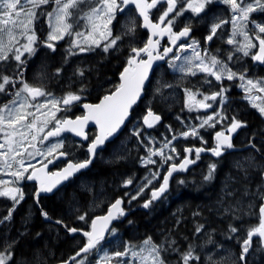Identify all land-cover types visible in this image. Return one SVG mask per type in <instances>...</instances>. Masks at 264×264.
Returning <instances> with one entry per match:
<instances>
[{"label":"snow or ice","instance_id":"6c2138e0","mask_svg":"<svg viewBox=\"0 0 264 264\" xmlns=\"http://www.w3.org/2000/svg\"><path fill=\"white\" fill-rule=\"evenodd\" d=\"M85 2L88 8L87 11H82L80 5ZM217 2L228 6L229 15L226 18L216 17L210 23L208 33L204 37V46L201 47V42L191 35L192 20L194 17H200L209 5ZM50 4L52 8L48 11L46 9ZM129 6H132L131 10L135 15L129 16L122 31L114 35L111 28L113 22L118 14H125ZM154 9L155 13L152 12ZM185 13L191 15L185 17L184 23L178 27L177 21L184 17ZM253 13L264 14V0H0V94L11 97L7 102L0 103V139L3 140L0 143V171L11 177L10 180L0 178V198L11 202L6 214L0 216V226L12 221L13 213L24 201V181L38 182L33 198L39 205L42 193H52L64 181L88 168L97 155V149H102L106 141L116 136L125 121H128L133 105L140 99L146 86L151 87L149 76L153 65L157 61H167L171 69L182 74L179 85H183L188 77H197L199 74H203L201 87L212 86L213 81L218 82L214 86L215 90L209 88L200 91L197 88L193 91L195 86L183 88L185 102L182 111L185 108L189 113L201 110L207 112L211 109V113L196 116L198 124L185 123V120L177 116L176 119L185 130L173 132L172 126L166 125L168 132L172 133L171 139L165 136L161 142L149 134L147 129L155 128L162 117L153 112L150 106L147 108L146 115L141 117L142 123L138 122L131 132L137 144L145 151V155L138 159L141 166L147 169V173L135 185L134 194L125 191L123 196L109 201L103 214H94L95 210L104 204L103 199L95 196L87 205H81L79 201L69 205L68 214L74 216V220L84 222L90 230L70 227L62 219L54 221L69 234L79 232L86 238V243L75 255L64 260L62 264H86L88 256L93 253L97 254V264H171L162 255L166 252L177 254L176 264H218L214 252L210 251L202 257L197 252V245L192 242L181 251L173 238H166L167 248L162 243L153 242L151 237H147L139 245L125 243L122 248L111 251L103 247V242L106 235L114 236L117 232L116 228L111 226L112 222L127 214L124 207L126 198L127 205L131 206L133 201L138 200L145 190L149 189V197L141 205L148 208L168 191L174 174L187 172L190 165L201 159V153H210L219 158L235 148L233 134L246 127V123L237 119L236 115L229 118L226 105L229 104L228 93L233 86L239 89L242 98L264 117V99L259 95L264 94V77L249 76L247 66L235 67L244 57H250L252 61L264 65V22L252 19ZM137 16L141 18L139 26L147 29L149 33L144 40L136 38ZM42 17L48 27V32L43 38L35 29L36 22ZM249 24L253 27L249 28ZM225 25H230L226 39ZM165 37L167 42L162 46L161 40ZM66 38L67 55L63 64L52 74L57 83L64 72V65L71 56L90 53L97 48L104 54L110 50L115 53L121 50L120 46L127 38L128 53L119 76L120 83L109 89L98 103L83 102L87 90L84 83L87 79L85 73L91 71L89 68L75 66L67 77V90L61 86L63 94L60 96L48 89L43 79L29 83L24 77L28 61L35 56L39 48L44 47L55 52L57 43ZM214 38L230 45L231 48L223 55L219 48L214 52L210 51L208 45ZM189 52L190 55L186 54ZM13 61L14 67L6 74L8 64ZM73 77L80 85L75 90L71 87L74 83ZM225 81L235 83L226 87ZM166 87L174 86L167 84ZM156 91L159 92L160 89L157 88ZM198 96L201 98L197 99ZM76 106L82 107L85 114L74 118L68 115L58 116V113L71 112ZM89 122L99 128L91 140L86 131ZM217 125L220 126L219 130H215ZM201 129L215 130L212 146H205L208 141L201 135ZM65 133L88 141L86 158H74V161L66 159L73 155V147L79 149L82 145L70 146L65 151V140L62 138ZM189 137L199 140L201 146L183 147L182 156L173 141L178 142L180 138L187 140ZM50 138H55V142L46 144ZM248 143L255 153H260V149L251 139ZM37 156L42 158L39 161L40 168L31 163ZM61 158H65V166L56 171H49V165L57 166ZM114 158L115 162L126 159L119 152L114 153ZM149 165L155 167L149 168ZM217 166L218 161L208 164L207 174L203 177L205 181L214 178ZM233 167L241 172L244 180L248 179L249 170H261V184L256 191L250 193L245 184L240 193L242 197H250L248 211L250 214H256L258 210L259 217V225L249 228L246 238L240 242L237 264H247L246 257L252 247L253 237L256 236L258 243L264 245V164L257 163L256 156L252 155L236 160ZM135 180L137 177L134 174L129 175L122 180L121 186L128 189ZM228 180L234 178L229 174ZM177 183L184 184L185 180L180 179ZM224 190L229 197L235 196L238 191H228L227 183ZM85 191L91 194L93 190L86 187ZM222 211L228 213L233 209L229 206ZM41 215L46 220H51L43 209ZM200 215L199 211L193 213V216ZM238 231V227L228 225V233L235 234ZM201 233L207 236L206 243H214L212 234L205 231V225L198 223L193 235L199 236ZM228 239H232V235H228ZM17 243L16 240H11L0 247V264H20L13 250ZM216 247L220 248L222 245ZM33 261L34 264H41L39 253L34 254ZM24 264L28 262L25 261Z\"/></svg>","mask_w":264,"mask_h":264},{"label":"trees","instance_id":"16d2710c","mask_svg":"<svg viewBox=\"0 0 264 264\" xmlns=\"http://www.w3.org/2000/svg\"><path fill=\"white\" fill-rule=\"evenodd\" d=\"M47 8L51 9L52 5H48ZM215 10L222 18L229 15L228 6L222 3L217 2L209 5L207 13H212ZM152 12L155 13L156 10L154 9ZM133 15H135L134 11L129 9L125 16ZM190 15V13H186V17ZM206 15H203L204 17L201 15L200 17H194L192 20L193 28H204V26L198 25V22L204 23ZM153 19H155L154 15ZM121 20L119 17L114 21V30L118 31L123 28L124 25L121 24ZM140 23L141 20L137 16L136 38L144 40L147 38L148 33L139 26ZM181 25L182 22L177 21V26ZM36 29L41 38L47 34L48 27L43 17L37 21ZM198 40L201 42L200 39ZM67 46L66 38L57 43L55 52L44 47L39 48L35 56L28 61L24 73L25 79L29 83L43 79L47 88L55 95L60 96L63 94L61 86H64V90H67V77L71 75L75 66L89 68L91 71L85 73L87 79L84 81L88 92L84 94H86L87 100L90 101L97 100L99 98L98 93L104 95L109 89L120 83L119 76L125 66L128 53L127 38L121 44V50L115 53L110 50L109 53L104 54L101 49L97 48L90 53L71 56L68 63L64 65V72L59 79V83H57L52 74L56 68L63 64L64 57L67 55L65 51ZM14 64V61L8 64L6 74L14 67ZM241 65H244V63L235 66L239 68ZM247 68L251 71L249 67ZM255 72L259 77L264 74L261 67L255 69ZM181 75L171 69L168 63L156 69L151 79V87L146 88L145 97L134 109L131 122L119 137L106 145L104 155L96 161L92 168L82 172L55 194L40 196L39 203L49 217L55 220L62 219L70 227L88 230V225L74 220V216L68 214L69 205H74L76 201H79L81 205H87L95 196L103 199L104 204L96 209L94 214H103L109 201H114L115 198L123 196L125 191H129V188L125 189L121 186L122 180L133 174L142 178L147 173V169L141 166L138 159V157L145 155V151L137 144V140L131 135V132L138 122L142 123L141 117L146 115L149 106L162 117L155 128L147 129V132L154 136L157 141L162 142L165 136L171 139L172 133L168 132L166 125H171L173 132L185 130L176 119L177 116L185 120V123H199L195 117L204 115V113H189L186 109L182 111L184 107L183 88L193 86H195L193 87L194 90L204 88L206 85L201 87L203 74H199L197 77H188L184 80L183 85H179L178 81H180ZM73 81L71 87L72 90H75L80 85L75 77H73ZM167 84L174 87H166ZM157 88L160 89L159 92L156 91ZM231 93L228 107H232V109L234 107L235 110L228 111L229 118L236 115L237 119L246 123V127L238 129L234 145L246 147L251 139L260 149V153L257 154L251 147H248L243 150H228L219 158L210 155L202 156L188 173L174 177L170 192L161 202L154 203L148 209L137 208L130 215L119 220L115 225L117 230L115 235L121 236L123 242L139 245L147 237H151L153 242L162 243L168 247L166 238H173L177 241L181 251L185 249L189 242H192L197 245V252L202 257L211 251L215 253L218 264H237V258L240 254V242L246 238V231L259 225L258 210L256 214H250L247 208L250 197H242L240 193L245 184L250 193L256 191L261 184V170H249L248 179L244 180L241 172L233 167V163L243 157L255 155L257 163L264 164V159L261 157V154L264 153L261 147L264 117L259 114L257 109L251 107L248 101L242 98V92L235 86L231 88ZM9 99H11L10 96L0 94V103L7 102ZM219 129L220 126L217 125L215 130ZM215 130H200L201 135L208 141L206 147H210L214 143L212 137ZM173 143L178 151H181L183 147L201 146L199 140L191 137L187 140L180 138L178 142L173 141ZM117 152L125 156L126 159L115 162L114 153ZM181 155L183 156L182 151ZM154 159L158 158L154 157ZM216 161H218V166L214 178L205 181L203 177L207 174L208 164ZM154 167L149 165V168ZM229 174L234 180H228ZM180 179L185 180V183H177ZM226 183L228 191L238 190L235 196L229 197L226 195L224 190ZM135 185L133 182L131 189L135 188ZM24 186L29 190L26 202L19 205L13 213V219L10 223L0 226V238L8 236L11 237V240L18 242L13 250L16 253L15 258H19L20 264H24L25 261L28 264H34L33 256L35 253H39L41 264H58L75 255L79 248L86 243V239L81 235H71L60 225L45 221L33 198L34 190H30L32 185L26 183ZM86 187L92 188L91 194L85 191ZM101 191H103V195H101ZM145 198L146 196L142 195L138 200L133 201L131 206L127 205L126 198L125 208L132 210L139 207ZM251 202L259 203L258 201ZM229 206L233 211L228 213L222 211L223 208ZM6 210L7 208L1 206L0 216L5 215ZM196 211H199L201 215L193 216ZM198 223L205 225V231L212 234L214 243H206L207 236L205 233H201L199 236L193 235ZM229 224L238 227L240 231L235 234L228 233ZM228 235H232V239H228ZM108 242L105 240L103 246L109 244ZM216 245H222V247L217 248ZM252 245V249L246 257L247 264H264V245L258 243L257 239L253 240ZM164 254L171 259L170 261L173 264H176L177 254L172 252ZM96 255V253L89 255L86 264H96Z\"/></svg>","mask_w":264,"mask_h":264},{"label":"flooded vegetation","instance_id":"af4514ba","mask_svg":"<svg viewBox=\"0 0 264 264\" xmlns=\"http://www.w3.org/2000/svg\"><path fill=\"white\" fill-rule=\"evenodd\" d=\"M129 9H132V8H129ZM129 9H127L126 10V12H125V14H118L117 15V18L116 19H118L119 17L122 19L121 20V24L122 25H124V18H127L125 15L127 14V11L129 10ZM207 9H208V7H207ZM207 9H206V11H205V13H201V16H203V15H205V14H207L206 15V17L204 18V23H201L200 21L198 22V25H202V26H204V28H201V29H197V28H193V30H192V33H191V35L192 36H194L197 40L198 39H200L201 40V47H203L204 46V37H205V35L208 33V26L210 25V23L216 18V17H221V15H219V13L217 12V10H215L214 12H212V13H207ZM185 17H186V13H185V16L184 17H181L178 21H181L182 22V24L184 23V21H185ZM204 17V16H203ZM252 19H254V20H256L257 22H264V14H259V13H253L252 14V17H251ZM129 19V18H128ZM128 19H127V21H128ZM126 22V21H125ZM114 23V22H113ZM123 27V26H122ZM225 27V32H226V35H225V39L227 38V34L230 32V25H225L224 26ZM253 26L251 25V24H249V28H252ZM112 31H113V33H114V35L115 34H118V33H120L121 31H122V28L121 29H119L118 31H116V30H114V25H112ZM196 35H198V36H196ZM167 42V37L166 38H164L163 40H161V45L163 46L165 43ZM208 47H209V50L210 51H215V49H217V48H219L220 50H221V55H223V53L226 51V50H228V49H230L231 48V46L230 45H226V44H224L221 40H217L216 38H214V40H213V42H211L209 45H208ZM239 55V54H238ZM241 63H244V66H247V67H249L250 69H251V71H249L248 70V74H249V76H257L256 75V72H255V69H257V68H259V67H261L262 68V70L264 71V65H262V64H259V63H257V62H254V61H252L251 59H250V57H244L243 59H242V61L240 62V63H238V64H236V66H238V65H240ZM257 77H259V76H257ZM262 77H264V74L262 75ZM216 83H218V82H215V81H213V85L212 86H209V85H206V86H204V88H202V90H207V89H209V88H212L213 90H215V88H214V86H215V84ZM225 83V86L227 87V86H229V85H233V82H229V81H225L224 82ZM194 90V89H193ZM86 92H88V91H86ZM99 94V98L97 99V100H95V101H90V100H87V96H86V94H84V100H83V102H85V103H98L99 102V100L102 98V94L101 93H98ZM102 95V96H101ZM228 96H229V100H230V98H231V96H232V93H231V91L228 93ZM201 97H199V99H200ZM198 99V98H197ZM184 102H185V97H184ZM226 108L228 109V111H234L235 109H234V107H233V109H232V107L231 108H229L228 107V105H226ZM186 109V108H185ZM187 110V109H186ZM134 111V110H133ZM205 110H201L200 112H202V113H204V115L205 114H210L211 113V109H209V112H204ZM76 113V114H75ZM62 114V116H64V115H68V116H72V117H75V116H77V115H83V114H85V110L82 108V107H79V106H76V107H73L72 108V111L71 112H68V113H60V115ZM133 115V114H132ZM88 134H89V140H91L92 139V137H93V135H95L96 133H98L97 132V129H95V128H91V129H89L88 131ZM64 140H65V151H67L68 149H69V147L70 146H73V145H76V144H81L82 145V147H80L79 149H76V148H74L73 147V149H72V151H73V155H69L66 159L67 160H73L74 161V158L75 159H80V160H83L84 158H86V156H87V152H86V148H87V144H88V141L87 142H82V141H79V140H77L76 138H74L73 136H71V135H66V136H63L62 137ZM49 142H55V140H49L48 142H45L46 144L47 143H49ZM261 147H262V149H263V151H264V133H263V136H262V140H261ZM106 148V147H105ZM104 150L105 149H103V150H100L98 153H97V156H96V158H95V160L93 161V163L91 164V167L90 168H92V166L96 163V161H98L101 157H102V155H104ZM261 157L264 159V153L263 154H261ZM65 159H62V160H60L59 162H58V164H57V166H52L51 168H50V171H56V170H58L59 168H62V167H64L65 166ZM41 164L39 163V164H36V167L37 166H40ZM89 168V169H90ZM31 171V170H30ZM80 175V174H79ZM163 175V174H162ZM0 178H3V179H5V180H9V178H8V176H6V175H3V174H1L0 175ZM137 180H135L134 181V183L135 184H137L139 181H140V177H138L137 176ZM174 179V178H173ZM26 183H28V184H31L32 185V187H30V190H36L37 189V187H36V185L34 184V183H32V182H28V181H24L23 182V185H22V187H23V191H24V194H25V199H24V201L23 202H21V204L22 203H24V202H26V198H27V194H28V192H29V190H28V188L27 187H25L24 186V184H26ZM171 183H172V181H171ZM131 187H132V185H130L128 188H129V192H132L133 194H134V188L133 189H131ZM170 188H171V184H170ZM149 192H150V190L149 189H146L145 190V192H144V194H143V196H146V198L145 199H147L148 197H149ZM169 192H170V189H169ZM168 192V193H169ZM167 193V194H168ZM166 194V195H167ZM166 196H164L163 198H162V200L165 198ZM161 200V201H162ZM160 201V202H161ZM144 202V201H143ZM159 203V202H158ZM20 204V205H21ZM143 203H141V205H142ZM154 203H152L151 204V206L153 205ZM141 205H139V207L141 206ZM4 207V208H9L10 206H11V202L9 201V200H7L6 198H0V207ZM36 206H37V204H36ZM139 207H135V208H133L132 210H136L137 208H139ZM38 208V207H37ZM39 209V208H38ZM134 210V211H135ZM41 211V210H40ZM44 218V217H43ZM44 220L45 221H48L49 223H52V224H55V225H58V224H56V223H54V221H55V219H53V218H51V220H46L45 218H44ZM61 226V225H60ZM62 227V226H61ZM109 237L110 236H108V237H106V239L105 240H108L109 239ZM86 239V238H85ZM1 240H3V241H1ZM11 241V237H1L0 238V247H2L5 243H8V242H10ZM80 259V258H79Z\"/></svg>","mask_w":264,"mask_h":264},{"label":"water","instance_id":"95a60500","mask_svg":"<svg viewBox=\"0 0 264 264\" xmlns=\"http://www.w3.org/2000/svg\"><path fill=\"white\" fill-rule=\"evenodd\" d=\"M129 8H132V6H129ZM127 10V9H126ZM140 20H141V18H140ZM146 31H147V33H148V30L147 29H145ZM149 34V33H148ZM166 38V37H165ZM167 63V61H157L154 65H153V69H152V71H151V73H150V76H149V79H150V81H151V79H152V77H153V75H154V73H155V71H156V69L157 68H159L161 65H164V64H166ZM146 88H147V86H146ZM146 88H145V91H146ZM145 91H144V93L141 95V97H140V99L137 101V103L135 104V105H133V108H132V110H131V115H130V117H129V119H128V121H125V124H124V126H122V128H121V130L116 134V136L115 137H113V138H110V140L109 141H106V143H105V145L103 146V148L102 149H100V148H98L97 149V153L100 151V150H103V149H105V147H106V145L108 144V143H110V142H112V141H114L117 137H119L121 134H122V132L125 130V128L128 126V124H129V121H131V119H132V114H133V110L136 108V106L141 102V100L145 97ZM154 112V111H153ZM205 112V111H204ZM207 112H209V110H207ZM74 118V117H73ZM91 128H95V129H97V132L99 131V128H98V126H96L94 123H92V122H89V124H88V127L86 128V131H88L89 129H91ZM237 132H238V130H237ZM237 132L236 133H234L233 134V144H234V139H235V137H236V135H237ZM66 135H71V136H73L74 138H76L77 140H79V141H82V142H87V141H83L80 137H76L74 134H71V133H65L63 136H66ZM49 140H55V138H50ZM196 147H198V146H196ZM248 147H250V145H248V146H246V147H237V146H235V148L234 149H232V150H230V151H235V150H243V149H246V148H248ZM194 155V154H193ZM206 155H210V156H212L210 153H201V157L202 156H206ZM97 156V155H96ZM213 157V156H212ZM96 158V157H95ZM95 158H94V160H95ZM214 158H216V157H214ZM62 159H65V158H61V160ZM93 160V161H94ZM93 163V162H92ZM196 164H193V165H190L189 166V169H188V171L187 172H181V173H177V174H174V177H176L177 175H179V174H186V173H188L194 166H195ZM53 165H49V171H50V168L52 167ZM41 167V165L40 166H37L36 168H40ZM91 167V165L88 167V168H86V169H83V170H81L80 172H78V173H76L73 177H71L69 180H67V181H64L62 184H60L59 186H58V188L57 189H54V191L52 192V193H42L41 194V196H51V195H53V194H55L58 190H60L62 187H64L65 185H67L68 183H70L74 178H76L80 173H82V172H84V171H86V170H88L89 168ZM173 180V179H172ZM171 180V181H172ZM171 181H170V184H171ZM28 182H32V183H34L35 185H36V187H38V182H35V181H28ZM169 189H170V186H169ZM169 189H168V191L163 195V196H161V198L160 199H158V200H156V201H154L153 203H158V202H160L161 200H162V198L169 192ZM151 206V205H150ZM37 207L39 208V210H41V209H43L42 207H41V205H40V203H39V205H37ZM124 207H125V205H124ZM139 208H143L142 206L141 207H139ZM149 208V207H148ZM148 208H143V209H148ZM44 210V209H43ZM135 210V209H134ZM134 210H127L126 208H125V211H126V215L124 216V217H126V216H128V215H130V213L132 212V211H134ZM45 211V210H44ZM120 220V219H119ZM119 220H117V221H113L112 222V227H114L118 222H119ZM88 230H90V229H88ZM87 231V230H86ZM71 235H81V236H83L81 233H75V234H71ZM109 235H106V237H108ZM84 237V236H83ZM85 238V237H84ZM254 239H257V237L256 236H254L253 237V240ZM253 246V245H252ZM252 249V247L250 248V250ZM250 250H249V252H250ZM78 258H80V257H77V259ZM63 262V261H62ZM62 262H60V263H58V264H62Z\"/></svg>","mask_w":264,"mask_h":264},{"label":"rangeland","instance_id":"374dc122","mask_svg":"<svg viewBox=\"0 0 264 264\" xmlns=\"http://www.w3.org/2000/svg\"><path fill=\"white\" fill-rule=\"evenodd\" d=\"M80 8H81V10L82 11H87V8H88V5H87V2H85L84 4H81L80 5ZM46 10H48V11H50L51 9H49V8H47ZM127 18H124V25H125V23L126 22H128L127 21V19L129 18V16H126ZM126 21V22H125ZM81 23H83V21L81 22ZM113 25V24H112ZM36 27H37V22H36V24H35V29H36ZM111 28H112V26H111ZM36 32H37V29H36ZM114 34V33H113ZM238 39H239V37H238ZM186 54H189L190 55V52L189 53H186ZM26 55V54H25ZM177 63H179V62H177ZM236 67V66H235ZM235 70V69H234ZM179 73V72H178ZM181 74V73H180ZM193 91H195V90H193ZM200 91H204V90H202V89H200ZM254 95L255 94H257V93H253ZM259 95H261V97H262V99H264V94H259ZM198 99H199V96L197 97ZM257 103H261V101H257ZM29 111H31L32 109H28ZM58 116H60V113H58ZM3 142V140L2 139H0V143H2ZM42 158L41 157H39V156H37L34 160H32L31 161V163H33V164H35V166H36V164H39V161L41 160ZM31 170V169H30ZM1 174H3V175H6V176H8V178H9V180L11 179V177L7 174V173H5V172H3V171H0V175ZM110 237H109V239L107 240V241H109L108 243L109 244H104V246L103 247H105L106 249H108V250H113V249H116V248H122L123 247V245L125 244V243H129V242H123V239H122V237L121 236H116V235H114V236H112V235H109ZM165 245V244H164ZM166 248H167V246H165ZM163 256H164V258H165V260L166 261H170L171 259L170 258H168V257H166L165 256V254L163 253L162 254ZM79 260V259H78ZM171 262V264H173V262L172 261H170ZM97 264V263H96Z\"/></svg>","mask_w":264,"mask_h":264}]
</instances>
